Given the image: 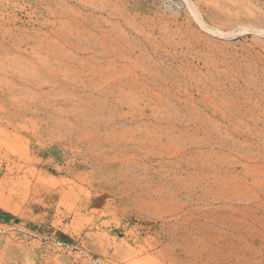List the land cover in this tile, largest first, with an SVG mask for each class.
<instances>
[{
	"label": "rangeland",
	"instance_id": "obj_1",
	"mask_svg": "<svg viewBox=\"0 0 264 264\" xmlns=\"http://www.w3.org/2000/svg\"><path fill=\"white\" fill-rule=\"evenodd\" d=\"M0 264H264V0H0Z\"/></svg>",
	"mask_w": 264,
	"mask_h": 264
}]
</instances>
